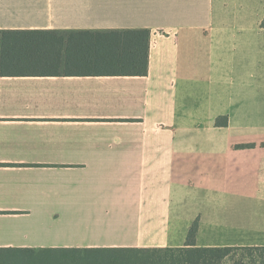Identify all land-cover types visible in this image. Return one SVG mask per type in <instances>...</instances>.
I'll return each mask as SVG.
<instances>
[{"label":"crops","instance_id":"obj_1","mask_svg":"<svg viewBox=\"0 0 264 264\" xmlns=\"http://www.w3.org/2000/svg\"><path fill=\"white\" fill-rule=\"evenodd\" d=\"M264 0H0V32L149 30L147 76L0 73V248L264 247ZM229 235H232L229 236Z\"/></svg>","mask_w":264,"mask_h":264},{"label":"trees","instance_id":"obj_2","mask_svg":"<svg viewBox=\"0 0 264 264\" xmlns=\"http://www.w3.org/2000/svg\"><path fill=\"white\" fill-rule=\"evenodd\" d=\"M150 37L149 30L84 32L68 40L45 31L0 32V73L53 74L65 56L68 74L147 76ZM196 236L194 225L183 248H0V264H227L246 257L249 264H264V247L199 248Z\"/></svg>","mask_w":264,"mask_h":264},{"label":"rangeland","instance_id":"obj_3","mask_svg":"<svg viewBox=\"0 0 264 264\" xmlns=\"http://www.w3.org/2000/svg\"><path fill=\"white\" fill-rule=\"evenodd\" d=\"M229 236H231L232 237V235H229ZM249 262H250V258H245L244 260H237V261H229L227 264H233V263H236V264H249ZM257 264H258V262H257Z\"/></svg>","mask_w":264,"mask_h":264}]
</instances>
